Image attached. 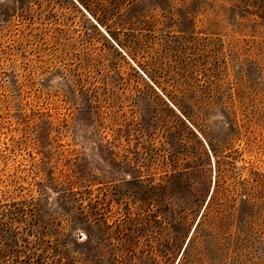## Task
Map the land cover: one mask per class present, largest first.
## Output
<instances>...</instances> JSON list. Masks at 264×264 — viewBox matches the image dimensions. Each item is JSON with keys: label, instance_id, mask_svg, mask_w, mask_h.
<instances>
[{"label": "rangeland", "instance_id": "obj_1", "mask_svg": "<svg viewBox=\"0 0 264 264\" xmlns=\"http://www.w3.org/2000/svg\"><path fill=\"white\" fill-rule=\"evenodd\" d=\"M0 264H264V0H0Z\"/></svg>", "mask_w": 264, "mask_h": 264}, {"label": "trees", "instance_id": "obj_2", "mask_svg": "<svg viewBox=\"0 0 264 264\" xmlns=\"http://www.w3.org/2000/svg\"><path fill=\"white\" fill-rule=\"evenodd\" d=\"M209 148H210V152L214 153L215 149L211 144H210ZM216 183H217V180H216ZM211 198H212V196L210 197L209 202L206 205V208H205L206 213L204 210V212L201 214V217L197 223L196 229L199 228V226L203 225V224L204 225H206V224L210 225L212 223L217 228H219V226L221 224L222 219H220V217L216 214L218 209L217 208L211 209Z\"/></svg>", "mask_w": 264, "mask_h": 264}]
</instances>
